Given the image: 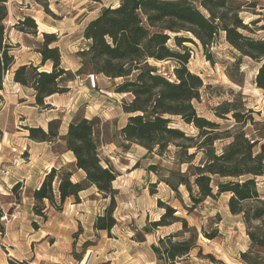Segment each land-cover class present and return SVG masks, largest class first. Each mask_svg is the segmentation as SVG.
<instances>
[{"label":"trees","instance_id":"1","mask_svg":"<svg viewBox=\"0 0 264 264\" xmlns=\"http://www.w3.org/2000/svg\"><path fill=\"white\" fill-rule=\"evenodd\" d=\"M8 1L0 0V91L5 76L11 73L14 84L32 91L35 106L50 109L45 100L66 93L65 84L76 76L92 73L121 80L114 92L126 96L121 110L127 118L118 137L124 150L135 145L145 150V156L158 159L146 167V172L156 178L149 185L150 194L155 193L157 185L164 184L182 204L179 189L183 188L190 203L185 206L188 213L207 199L227 197L228 212L243 224L248 239L247 250L239 253L240 260L244 264H264V197L258 189L259 180L264 181V136L257 130L253 112L240 98L212 109L216 119L233 121L230 129L201 116L196 105L201 100L203 81L187 68V44L200 45L207 60L213 63L209 49L223 34L235 52L234 62L226 69L227 77L241 85V68L243 60H247L255 67L256 89L264 92V36L256 37L258 32L264 34V25L257 26L262 21L260 15L247 22L241 16L255 4L250 0H119L116 5L102 8L84 26V45L76 53L80 66L72 73L61 65L57 36L47 33L41 34L39 65L14 68L12 46L6 38ZM34 1L45 8L48 0ZM16 28L23 34L37 36V26L30 17L20 19ZM48 62L51 70L39 71ZM163 62L173 64L171 73L165 75L155 66ZM248 125L257 129L249 134L245 130ZM184 127L193 132H186ZM59 128L60 121L52 120L47 130L26 129L30 140L59 143L74 159L70 165L52 167L45 173L39 187L32 190L31 212L46 222L48 209L61 212L67 200L78 204L80 193L93 189L94 197L107 203L94 218L92 229L111 238L117 226L114 214L118 191L113 183L119 173L102 153L100 120L75 115L63 135ZM1 137L0 131V142ZM77 172L83 177L73 181ZM19 185L16 183L12 191ZM157 205L163 212L157 221L146 220L143 235L150 236L175 224L180 226L152 245L157 264H185L194 250L198 258L223 264L211 255L203 257L198 246L200 235L213 240L216 230L199 232L189 227L169 204L158 200ZM2 217L0 211V233Z\"/></svg>","mask_w":264,"mask_h":264},{"label":"rangeland","instance_id":"2","mask_svg":"<svg viewBox=\"0 0 264 264\" xmlns=\"http://www.w3.org/2000/svg\"><path fill=\"white\" fill-rule=\"evenodd\" d=\"M118 1L48 0L44 8L34 0H9L6 3L8 19L5 26L7 42L12 46L16 62L14 68L35 59L34 54L43 40L41 34L47 33L55 34L58 38L56 45L59 47L62 67L75 73L79 63L76 53L84 45V26L102 8L116 5ZM250 1L255 7L242 12L241 16L247 22L260 15L262 21L257 26L264 25V0ZM23 17L33 19L37 26V36L17 30L16 25ZM258 36L264 34L258 32L256 37ZM187 47L190 51L187 68L203 81L201 100L196 105L199 114L230 129L234 125L233 121L216 119L212 109L224 101L240 98L245 102L246 109L253 112L252 117L258 128L248 125L246 132L250 134V131L257 129L264 136V92L256 89L253 83L254 65L243 60L241 70L244 81L237 85L226 75V69L234 62L235 52L227 45L223 34L217 37L215 45L209 49L213 63L207 60L200 45L187 44ZM39 63V60H34V65L38 66ZM155 66L166 75L171 73L173 64L163 62L155 63ZM50 70L49 62L39 69ZM88 75L92 73L76 76L73 81L65 84L68 91L64 94L70 92L67 96L69 99L64 105L54 108V112L50 111L51 108H35L30 103L32 91L15 90L10 73L5 76L3 89L0 91V211L3 213L0 260L11 257L27 264H64L68 257L77 261L78 257L82 259L84 256L81 264H85L88 258L97 264H155L152 245L160 236L180 227L175 224L169 228H161L150 236L143 235L142 228L146 220L157 221L163 212L157 205L159 200L175 208L177 215L185 219L189 227H195L199 232L217 231L213 240L199 236L198 246L203 257L211 255L223 264H244L239 253L247 250L248 239L243 224L228 212L227 197L207 199L188 213L185 206L190 203L183 188L179 189L182 204L164 184L157 185L155 193L150 194L149 185L155 183L156 178L146 172V167L156 163L158 159L145 156V150L135 145L124 150L118 137V131L125 125L127 118L121 110L126 96L114 92L115 85L121 80L94 75L95 87L92 88ZM46 101L47 99L45 103ZM72 115L100 120L104 140L102 153L119 173L113 183V188L118 191L114 214L117 226L113 228L111 238L104 232L96 233L92 229L94 218L107 203L94 197L93 189L81 193L78 204L67 200L61 212L48 209L47 221L42 222L31 212L32 189L21 182V177L27 176L29 171V185H32L52 167L70 165L72 156L65 154L61 144L32 141L28 138L26 129L40 127L47 130L48 122L59 120V133L63 135ZM184 129L186 132H193L190 128ZM80 178L81 174L77 173L72 180L78 181ZM15 181L20 185L12 191ZM258 189L264 197L263 179L259 180ZM139 237H142L141 241ZM85 245L87 246L84 247ZM7 262L13 264L10 260ZM185 264L214 263L198 258L197 250H194Z\"/></svg>","mask_w":264,"mask_h":264},{"label":"crops","instance_id":"3","mask_svg":"<svg viewBox=\"0 0 264 264\" xmlns=\"http://www.w3.org/2000/svg\"><path fill=\"white\" fill-rule=\"evenodd\" d=\"M35 59L34 60H39V62H40V55L36 52L35 54ZM34 60L32 61V60H29L28 62H24V63H21V64H19V66L20 65H27V64H33L34 65ZM16 63V62H15ZM63 62H61V64H62ZM15 65V64H14ZM17 66V65H16ZM79 63L77 64V67L79 68ZM66 70H69L68 68H65ZM10 78H11V81H12V74L10 73ZM14 84V83H13ZM14 86H15V90H27L26 88H23V87H21L20 85H18V84H14ZM69 94H70V92L69 93H67V94H62V95H53V96H51V97H49V98H47V101H46V104H49L50 105V108L52 109V110H50L51 112L53 111H56L55 109L58 107V106H62V105H64L67 101H68V99L69 98H67V96H69ZM34 98H33V96L31 97V100H30V103L31 104H34V100H33ZM33 100V101H32ZM35 108H37V106H35ZM55 108V109H54ZM54 109V110H53ZM74 117V115H72L70 118H69V120H68V122L72 119ZM87 118V117H86ZM65 154H70V156H72V154L70 153V152H66ZM72 159H71V161H70V164L73 162V156L71 157ZM77 173H79V174H81V178L83 177V174L81 173V172H77ZM76 173V174H77ZM30 174V171L28 172V175L27 176H24V177H21V180H23V181H21V180H18V181H21V182H25V186L26 187H30L32 190H34L35 188H38L39 187V185H40V183H41V181H42V179L43 178H40V179H38V182H35V184H32V185H29V183L31 182L30 181V178H31V176L29 175ZM75 175V174H74ZM80 178V179H81ZM24 179H25V181H24ZM17 181V182H18ZM14 183H16V181L14 182ZM90 190V189H89ZM87 191V190H86ZM85 192V191H84ZM93 192H94V190H93ZM83 193V192H82ZM81 194V193H80ZM68 201H72L71 199H69ZM157 232V231H156ZM158 239V238H157ZM153 256H154V263L155 264H157V262H156V257H155V255L153 254ZM9 257V256H8ZM83 258H84V256H83ZM83 258L82 259H79V260H77V261H74V260H72V258L71 257H68V259H67V261H65V263L64 264H81L82 263V261H83ZM9 260V259H8ZM7 259H4V261L2 260H0V264H8V261ZM4 262V263H3ZM85 264H97L93 259H91V258H88L87 259V261L85 262ZM121 264H129V263H121ZM179 264H182V263H179Z\"/></svg>","mask_w":264,"mask_h":264},{"label":"built area","instance_id":"4","mask_svg":"<svg viewBox=\"0 0 264 264\" xmlns=\"http://www.w3.org/2000/svg\"><path fill=\"white\" fill-rule=\"evenodd\" d=\"M87 79L90 81L91 87H95V76L94 75H88ZM13 264H27L23 261L17 260V259H12L11 257L8 258Z\"/></svg>","mask_w":264,"mask_h":264},{"label":"bare ground","instance_id":"5","mask_svg":"<svg viewBox=\"0 0 264 264\" xmlns=\"http://www.w3.org/2000/svg\"><path fill=\"white\" fill-rule=\"evenodd\" d=\"M49 170V169H48Z\"/></svg>","mask_w":264,"mask_h":264}]
</instances>
